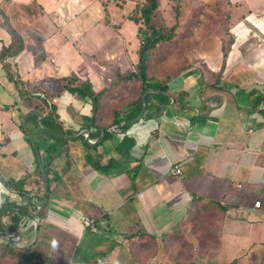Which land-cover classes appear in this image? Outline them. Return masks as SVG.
Masks as SVG:
<instances>
[{"label": "crops", "instance_id": "obj_1", "mask_svg": "<svg viewBox=\"0 0 264 264\" xmlns=\"http://www.w3.org/2000/svg\"><path fill=\"white\" fill-rule=\"evenodd\" d=\"M95 1L0 0V264H162L178 240L264 264V0L219 66L148 70L145 93Z\"/></svg>", "mask_w": 264, "mask_h": 264}, {"label": "rangeland", "instance_id": "obj_2", "mask_svg": "<svg viewBox=\"0 0 264 264\" xmlns=\"http://www.w3.org/2000/svg\"><path fill=\"white\" fill-rule=\"evenodd\" d=\"M139 2L141 0H96L94 9L88 11L90 14L84 12L91 21L106 26L111 39L113 38L109 40V47L122 54L121 58L125 57L123 62L120 58L114 62L124 69H135L138 60L139 33L137 25L129 18ZM248 3L247 0H159L154 14L156 24L167 28L175 25L176 31L172 41L160 45L152 55L154 59L150 60V75L156 76L165 69L178 70L187 66H219L233 46L235 38L238 39V34L234 32L236 27L239 23L245 24V19L250 14ZM88 15H92V18ZM251 35L252 32L249 33ZM239 36L246 38L248 33H239ZM262 41L250 43L256 49L263 50ZM115 63L112 64L113 69L116 67ZM181 243L182 240L177 241L175 252L164 253L162 264H204L202 259L207 256L205 252L194 245L188 251L183 250Z\"/></svg>", "mask_w": 264, "mask_h": 264}, {"label": "trees", "instance_id": "obj_3", "mask_svg": "<svg viewBox=\"0 0 264 264\" xmlns=\"http://www.w3.org/2000/svg\"><path fill=\"white\" fill-rule=\"evenodd\" d=\"M158 6L159 0H141V2L136 5L133 15L129 18L130 21L137 25V31L139 33V47L137 50L138 60L136 67L133 69L134 71L131 72L130 75H128L125 79L133 78L138 80L142 86V93H145L148 89L156 88L155 82H153V80L148 77L150 60L151 58L154 59L152 55L160 45L167 44L168 42L172 41L176 31L175 25L167 28L166 26H160L156 24L154 20V14L157 11ZM10 33L13 39V47H16L15 52L21 51L22 43L19 36L13 30H10ZM62 83L65 91L80 98L87 97L92 101L94 107H97L98 102L103 96L102 92L99 94H94L88 83H83L72 78L62 79ZM146 100L147 96L145 94L143 101L146 102ZM50 116H52V114ZM119 122L120 121H117L116 123L118 124ZM60 124L61 121H59V139H62L63 136H65L63 135L65 132L61 130ZM106 135L109 134L107 133ZM7 209L8 206L6 204L0 207V230L4 229L2 218L6 214ZM2 236H5V233H3ZM176 264L183 263L176 262ZM189 264L198 263L191 262Z\"/></svg>", "mask_w": 264, "mask_h": 264}, {"label": "built area", "instance_id": "obj_4", "mask_svg": "<svg viewBox=\"0 0 264 264\" xmlns=\"http://www.w3.org/2000/svg\"><path fill=\"white\" fill-rule=\"evenodd\" d=\"M170 174L173 175V176L179 177L181 175V170L178 167H173L170 170ZM259 206H260V203H255V207L256 208H259ZM82 222H83L84 226H87V227H90V228L94 227L92 220L84 219Z\"/></svg>", "mask_w": 264, "mask_h": 264}]
</instances>
